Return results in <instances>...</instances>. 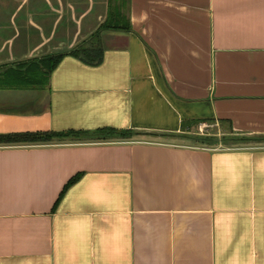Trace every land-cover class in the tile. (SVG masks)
<instances>
[{
  "label": "crops",
  "instance_id": "crops-1",
  "mask_svg": "<svg viewBox=\"0 0 264 264\" xmlns=\"http://www.w3.org/2000/svg\"><path fill=\"white\" fill-rule=\"evenodd\" d=\"M203 119L264 138V0H0V134L147 133L0 145V264H264V140Z\"/></svg>",
  "mask_w": 264,
  "mask_h": 264
},
{
  "label": "trees",
  "instance_id": "trees-1",
  "mask_svg": "<svg viewBox=\"0 0 264 264\" xmlns=\"http://www.w3.org/2000/svg\"><path fill=\"white\" fill-rule=\"evenodd\" d=\"M129 28V27H128ZM103 27H101L100 30H102ZM99 30V31H100ZM99 34V33H97ZM97 36V35H96ZM95 51L94 48H88L85 46V43L83 45H79L76 49L71 51V53L75 55H82V59L86 60V62L98 64L102 60L101 55H95L90 54L91 52ZM94 56V57H93ZM45 59L48 61V70H52L59 60L61 59L60 54L56 55H49L48 57H45ZM210 123H215V119H203L200 120ZM198 121V122H200ZM197 122V123H198ZM185 123L183 125L184 130ZM136 130H118V129H100L97 131H61V132H20V133H6V134H0V145H36V144H47L52 143L54 141H60L68 139L69 137H82V136H90L102 141L105 140H113V139H126L131 138L135 135ZM183 137H191L195 141H199L202 143H208V144H218L220 142L224 144H230V143H239V142H245L250 140L255 141H263L264 138H249V137H243V136H236L231 134H225V135H201V134H183Z\"/></svg>",
  "mask_w": 264,
  "mask_h": 264
},
{
  "label": "rangeland",
  "instance_id": "rangeland-1",
  "mask_svg": "<svg viewBox=\"0 0 264 264\" xmlns=\"http://www.w3.org/2000/svg\"><path fill=\"white\" fill-rule=\"evenodd\" d=\"M187 123H185V125H186ZM189 124L190 123H188V125L187 126H189ZM193 125H191L190 127L192 128V129H198V133H200L201 135H204V134H206L207 133V127H206V125H211V126H209L210 128H209V134L210 135H216V134H218L220 131L218 130L219 129V125L216 123V124H214V123H210V122H207V123H204L203 125H201V126H199V128H198V123H196V122H194V123H192ZM212 125H214V126H212ZM211 129V130H210ZM218 136H219V134H218ZM220 136H221V134H220ZM135 137H142V135H139V136H135ZM162 140H166V141H171V139H163L162 138ZM223 146H226V145H224V143H221Z\"/></svg>",
  "mask_w": 264,
  "mask_h": 264
},
{
  "label": "water",
  "instance_id": "water-1",
  "mask_svg": "<svg viewBox=\"0 0 264 264\" xmlns=\"http://www.w3.org/2000/svg\"><path fill=\"white\" fill-rule=\"evenodd\" d=\"M145 134H147V133H142V132H140V131H137V132H135V135L136 136H139V135H145ZM162 136H166V137H169V136H167L166 134H162ZM170 136H175L174 134H170ZM181 136V135H180ZM181 139H183L184 137L183 136H181L180 137ZM187 138H190V139H192L191 137H187ZM185 139V138H184Z\"/></svg>",
  "mask_w": 264,
  "mask_h": 264
}]
</instances>
